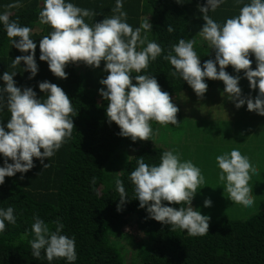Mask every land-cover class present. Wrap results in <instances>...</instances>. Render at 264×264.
<instances>
[{
  "label": "clouds",
  "instance_id": "9594fccd",
  "mask_svg": "<svg viewBox=\"0 0 264 264\" xmlns=\"http://www.w3.org/2000/svg\"><path fill=\"white\" fill-rule=\"evenodd\" d=\"M221 3L223 0H207L205 6H198L205 21L199 35L215 51L214 60L208 59L201 66L200 57L194 50V39H180L171 46L164 59L175 69L171 75L175 77L179 74L198 97L202 98L208 90L205 78L219 80L224 83V93L236 108L247 104L248 111L264 116V0H251L240 9L239 15L228 18L223 25L208 15ZM20 6L16 3L7 7ZM122 8V0H116L112 9L114 15L89 25L85 18L94 17V11L66 3L65 0H44L39 22L50 25L53 30L39 42V59L46 61L50 71L61 79H67L65 68L70 63L83 62L99 68L101 61H104V71L108 75L99 81L105 86L99 90V94L108 102V122H115L119 126L118 134L122 137H130L133 142L147 141L153 135L151 121L161 125H178L179 108L172 102L170 94L161 89L154 76L136 75L133 83L131 73L147 69L150 60L155 61L163 49L158 43L148 41L147 35L141 37V30L147 33L152 30V24L146 20L133 29L126 22L127 13ZM9 16L8 12L0 14V22L12 46L22 53H30L17 56L12 60L11 67L16 68L23 61L26 66L23 69L31 73L28 78L32 79L38 72L35 60L37 45L30 38L32 30L20 26L17 21H10ZM167 31L171 33L174 29L168 25ZM146 42L147 46L138 51V45ZM250 55L255 56V70L251 67ZM229 65L237 73L243 70L251 89L258 88L259 93L254 99L242 95L239 87L241 77L230 75L225 70ZM15 75L16 72L5 71L2 75L4 86L0 87V110L6 103L10 113L7 131L0 123V154L5 158L4 166L0 167V185L4 184L5 177L32 169L33 158L43 164L45 158L52 157L66 138L71 137L74 128L70 118L74 112L72 101L61 87L49 81L40 82V91L47 95L43 100L38 99L32 88L22 90L16 86ZM216 161L221 170L220 181L226 182L224 192L228 193V199L235 204L251 207L254 199L249 187L250 173L255 174L257 169L236 149L231 150L230 154L218 155ZM137 164L129 179L134 185L139 207H146L151 219L170 225L172 230H184L190 236L209 234L210 217L202 215L191 205L197 189L204 183L198 167L191 161L181 162L172 151L162 153L158 166H150L143 157H139ZM47 166L44 164V168ZM115 185L120 198L119 211L128 198L123 181L116 179ZM163 201L187 204L188 207L176 209L164 205ZM211 204L210 199H205V207ZM5 221L15 225L12 207L0 209V232L5 230ZM63 227L62 223L57 222L56 230L51 232L37 216L32 224L35 238L29 242L33 257L39 258L43 249L48 261L66 258L69 264L74 262L77 259L75 240L61 234Z\"/></svg>",
  "mask_w": 264,
  "mask_h": 264
},
{
  "label": "trees",
  "instance_id": "16d2710c",
  "mask_svg": "<svg viewBox=\"0 0 264 264\" xmlns=\"http://www.w3.org/2000/svg\"><path fill=\"white\" fill-rule=\"evenodd\" d=\"M16 3L21 6L7 7ZM144 3L151 10L152 30L148 31V41L158 43L163 52L155 61L150 60L147 69L132 74L133 83L136 75L154 76L179 108L177 119H180L183 114L180 95L191 87L179 74L171 75L175 69L164 56L180 39L191 40V36H197L202 27L192 26V17L201 13L185 0H146ZM36 6L37 0H0V14L8 12L10 21L30 28V23L39 17L43 8V5L40 9ZM168 25L172 26L173 32L167 31ZM11 43L0 22V60L8 67L14 59L8 55L12 53ZM194 46L201 66L206 60L215 59V51L207 41L195 42ZM225 70L229 74L234 71L231 65ZM65 72L67 79H62L57 86L72 101V135L52 157L45 158L43 164L33 158L32 169L5 177L4 184L0 185V209L12 207L16 217L15 225L5 221V230L0 232V264H69L66 258L48 261L43 249L39 258L33 257L29 242L35 238L32 224L37 216L51 232L56 230L57 222L62 223L61 234L74 238L77 259L71 264H264V209L247 219L211 223L209 234L203 236H190L184 230H172L170 225L151 219L146 207H139L129 176L138 166L139 157L150 166H158L162 153L168 150L151 142L141 146L130 160L121 164L126 150L117 153L118 150L124 144L138 145L137 142L120 136L119 126L108 122V102L99 90L86 87L87 82L75 68L66 66ZM26 79L21 78L22 90L30 84ZM215 81L205 78L208 87ZM2 86L4 81L0 77ZM36 94L42 100L47 95L40 89ZM9 115L5 104L0 110V123L6 131ZM4 159L0 154V167L4 166ZM8 162L12 163L11 160ZM44 164L48 166L44 168ZM116 179L123 181L128 198L119 211ZM162 203L176 209L188 207L187 204ZM191 205L193 207V201ZM121 239L135 246L132 260H127L120 249Z\"/></svg>",
  "mask_w": 264,
  "mask_h": 264
},
{
  "label": "rangeland",
  "instance_id": "374dc122",
  "mask_svg": "<svg viewBox=\"0 0 264 264\" xmlns=\"http://www.w3.org/2000/svg\"><path fill=\"white\" fill-rule=\"evenodd\" d=\"M249 58L255 70V56L250 55ZM230 75L241 77L239 87L244 97L254 99L258 95V88H250L243 70L239 73L234 70ZM224 88V83L216 80L202 98L192 88L184 90L180 95L183 114L182 119H177L178 125L151 123V140H137L138 145L124 144L117 152L126 150L123 162L120 161L124 165L141 146L155 142L178 155L181 162L191 161L201 170L204 178V183L192 200L193 208L209 216V224L225 219H247L264 209V116L248 111L247 104L236 108L224 93ZM233 149L246 156L257 169L255 174L250 173L249 187L254 199L251 207L235 204L228 199V193L224 192L226 182L219 178L221 170L216 157L230 154ZM205 199L212 201L210 207L204 206ZM120 242L125 257L132 260L135 246L126 239Z\"/></svg>",
  "mask_w": 264,
  "mask_h": 264
},
{
  "label": "crops",
  "instance_id": "0c3cea01",
  "mask_svg": "<svg viewBox=\"0 0 264 264\" xmlns=\"http://www.w3.org/2000/svg\"><path fill=\"white\" fill-rule=\"evenodd\" d=\"M37 1H38V7L36 6V8L40 9L44 3V0H37ZM144 1L146 0H122L123 3L122 10L127 13L126 22L130 26H132L133 29L139 27L146 20L149 22L151 20V10L145 7ZM65 2L73 3L74 5L82 9H89L95 11L96 15L94 17L85 18V22L88 23L89 25H93L96 22L102 21L105 17H111L112 15H114L112 9L116 5V0H65ZM140 2H142V5L140 4ZM185 2L189 5L191 4L197 7L198 11H199L198 6H205L207 4V0H185ZM250 2L251 0H223V3H221L220 6L215 11L210 10L208 15L212 19H214L217 23L223 25L228 18H233L239 15L240 9L245 4H249ZM199 13L201 12L199 11ZM204 23L205 21L203 20L202 13L200 16L192 17V23H191L192 26H198L199 27L198 29H200V27H202ZM30 24H31L30 28L32 30L30 34V38L33 39V42L36 43L37 45L35 52V60L38 65L37 74L32 79H29L28 77L31 75V73L24 71L23 68H25L26 66L24 65L23 61L21 62L20 65L16 66V68L11 69V67L4 66L3 65L4 61L0 60V77H2L5 71L9 73L16 72V75L13 77V79L15 80L17 87H20L21 78L27 77L26 82L30 83L28 87L32 88L35 92H37V90L39 89L38 85L40 82L49 81L51 83H56V85H58L62 79L56 77L50 71L48 63L46 61H41L39 59L40 56L39 42L44 36L49 35V33L53 29L51 28L50 25L41 24L39 22V17L36 18V20L32 21ZM145 35H147V38L149 39V33L148 32L145 33L144 30L142 29L141 37L143 38ZM191 39H194L198 43L206 41L199 35V33H197V36L196 35L191 36ZM16 40L18 41L19 38L17 37ZM143 47L144 45H138L137 50L139 51ZM11 48H12V53H9L8 55L9 56L12 55L14 59L17 56L30 54V53L20 52L17 48L12 46V43H11ZM104 65L105 62L101 61V65L99 68L88 66L83 62L70 63L67 66L75 68L79 76L85 82H87L86 87L100 90L105 86L101 85L99 81L101 79L106 78V76L108 75V73L104 71ZM133 73H131V75ZM34 83H37L38 85ZM8 119H10V115Z\"/></svg>",
  "mask_w": 264,
  "mask_h": 264
}]
</instances>
